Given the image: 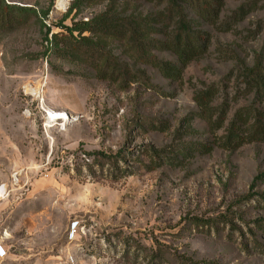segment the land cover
I'll use <instances>...</instances> for the list:
<instances>
[{
	"label": "rangeland",
	"instance_id": "rangeland-1",
	"mask_svg": "<svg viewBox=\"0 0 264 264\" xmlns=\"http://www.w3.org/2000/svg\"><path fill=\"white\" fill-rule=\"evenodd\" d=\"M1 1L12 9L0 20V199L15 203H0V236L38 233L62 248L78 222L69 264H264V142L220 148L215 123L225 111L226 127L239 110L264 109L240 77L264 59V0H219V21L201 26L209 53L176 81L125 42L85 34L146 72L118 83L73 58L68 33L53 35L110 6L152 17L158 0ZM209 88L213 118L196 102Z\"/></svg>",
	"mask_w": 264,
	"mask_h": 264
},
{
	"label": "trees",
	"instance_id": "trees-1",
	"mask_svg": "<svg viewBox=\"0 0 264 264\" xmlns=\"http://www.w3.org/2000/svg\"><path fill=\"white\" fill-rule=\"evenodd\" d=\"M96 1V0H86ZM131 1V0H130ZM155 1V0H150ZM160 10L152 17L124 16L110 6L103 13L87 22L76 23L73 27H64L65 32L53 35L68 39L65 33L75 42L68 44L73 58L87 63L100 80L112 82H142L146 72L136 69L128 62L116 57L99 43H94L95 36L118 39L127 44L133 51L136 60L158 70L169 80H180L183 68L204 58L212 46V35L203 29V24L215 25L221 16L219 0H158ZM0 0V20L9 18ZM4 5V4H3ZM244 11H242V14ZM241 14V15H242ZM244 16V15H243ZM193 17V18H191ZM201 27V28H200ZM78 33L79 39L74 37ZM90 34L92 37L84 36ZM54 40V41H55ZM155 52L173 55L176 62L160 60ZM264 59L258 56L253 65H242L241 83L247 93L253 94L258 106L264 108ZM215 91L209 88L203 95L196 97V102L204 113L209 112L215 102ZM213 114V113H212ZM214 116V115H213ZM227 113L215 123L225 130L218 146L226 150H236L253 142H264V109L256 106L239 110L225 127ZM202 149V148H201ZM204 150V148H203ZM115 157L100 154L96 159L104 164L118 166ZM264 180L263 177H258Z\"/></svg>",
	"mask_w": 264,
	"mask_h": 264
},
{
	"label": "crops",
	"instance_id": "crops-1",
	"mask_svg": "<svg viewBox=\"0 0 264 264\" xmlns=\"http://www.w3.org/2000/svg\"><path fill=\"white\" fill-rule=\"evenodd\" d=\"M11 194L12 193H10V195ZM0 203L15 202L7 197L0 199ZM19 203L31 202L24 199ZM37 203H43V201ZM3 209L2 205H0V215L3 212ZM42 218L43 217H39L38 219ZM67 240L68 242L65 244V247L56 248V244L52 238L43 237V235L38 233L28 236L24 235L17 238H13L9 236V234H7L6 237L0 236V247L8 252V256L0 264H69L67 259L68 256H70L68 247L73 241H69L68 238ZM14 249H21L22 253H18L14 251Z\"/></svg>",
	"mask_w": 264,
	"mask_h": 264
},
{
	"label": "built area",
	"instance_id": "built-area-1",
	"mask_svg": "<svg viewBox=\"0 0 264 264\" xmlns=\"http://www.w3.org/2000/svg\"><path fill=\"white\" fill-rule=\"evenodd\" d=\"M0 190H3V187H0ZM79 223L78 222H73L71 225V230L69 233V240L70 241H74L76 238V229L78 227ZM18 253H20V251H17ZM8 256V252L3 249L2 247H0V263L6 259V257Z\"/></svg>",
	"mask_w": 264,
	"mask_h": 264
},
{
	"label": "bare ground",
	"instance_id": "bare-ground-1",
	"mask_svg": "<svg viewBox=\"0 0 264 264\" xmlns=\"http://www.w3.org/2000/svg\"><path fill=\"white\" fill-rule=\"evenodd\" d=\"M68 1L69 0H58V4L62 8V7H64L68 3ZM49 115H50V118L51 119L56 118L57 120H61V121H67V120H69V117H68L67 114H57L55 112H50ZM0 193H1L0 194V197H2V195L4 194V189L3 190H0Z\"/></svg>",
	"mask_w": 264,
	"mask_h": 264
}]
</instances>
